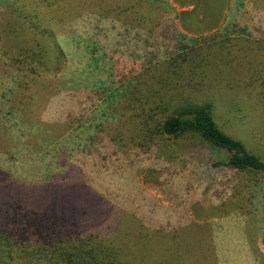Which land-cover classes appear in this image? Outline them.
Wrapping results in <instances>:
<instances>
[{"label":"rangeland","instance_id":"1","mask_svg":"<svg viewBox=\"0 0 264 264\" xmlns=\"http://www.w3.org/2000/svg\"><path fill=\"white\" fill-rule=\"evenodd\" d=\"M203 1L0 0V229L61 216L121 264H264V173L158 133L209 106L264 163V0ZM32 249L0 264H48Z\"/></svg>","mask_w":264,"mask_h":264},{"label":"trees","instance_id":"2","mask_svg":"<svg viewBox=\"0 0 264 264\" xmlns=\"http://www.w3.org/2000/svg\"><path fill=\"white\" fill-rule=\"evenodd\" d=\"M209 10L212 16L210 21H217L213 14L214 9L210 7ZM191 17L193 20L198 18L195 14ZM34 57L38 60L40 58L37 55ZM187 59L186 55H181L174 61L179 63V67L182 61ZM159 131L161 135L176 137L186 134L198 135L213 149H219L229 155L219 167L248 174L264 173V163L261 159L252 154L241 140L227 135L219 128L209 106L187 108L179 116H170L159 125ZM226 207L224 205V209ZM27 215L22 216L19 221L16 230L19 233L0 229V247L8 249L9 252L13 249L29 252L30 248H33L31 255L45 259L48 264H121L116 252L108 246L97 244L80 231L61 229L64 226L61 216L50 219L48 217L45 226H42L37 223L38 220L30 221Z\"/></svg>","mask_w":264,"mask_h":264},{"label":"crops","instance_id":"3","mask_svg":"<svg viewBox=\"0 0 264 264\" xmlns=\"http://www.w3.org/2000/svg\"><path fill=\"white\" fill-rule=\"evenodd\" d=\"M231 220H232V219H231ZM232 221H234V222H235V220H232ZM223 223H225V220H222V224H223ZM226 223H230V221H229V222H226ZM222 226H224V228H227V226H228V225H226V224H223ZM246 246H247V245H246ZM247 247H248V246H247Z\"/></svg>","mask_w":264,"mask_h":264}]
</instances>
